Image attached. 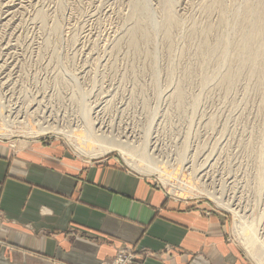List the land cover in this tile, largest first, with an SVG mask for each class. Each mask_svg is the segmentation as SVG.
I'll list each match as a JSON object with an SVG mask.
<instances>
[{
	"label": "rangeland",
	"instance_id": "1",
	"mask_svg": "<svg viewBox=\"0 0 264 264\" xmlns=\"http://www.w3.org/2000/svg\"><path fill=\"white\" fill-rule=\"evenodd\" d=\"M263 51L264 0H0V141L65 145L79 157L63 134L28 132L48 124L78 135L95 119L96 138L123 142L168 182L116 150L96 161L222 216L227 241L255 264L250 254L264 260ZM3 221L0 210V231ZM120 253L124 264L139 255L122 244L104 264Z\"/></svg>",
	"mask_w": 264,
	"mask_h": 264
},
{
	"label": "crops",
	"instance_id": "2",
	"mask_svg": "<svg viewBox=\"0 0 264 264\" xmlns=\"http://www.w3.org/2000/svg\"><path fill=\"white\" fill-rule=\"evenodd\" d=\"M79 155L0 141V239L10 245L0 264H104L122 244L136 247L135 264H247L222 216L167 198L111 160Z\"/></svg>",
	"mask_w": 264,
	"mask_h": 264
},
{
	"label": "bare ground",
	"instance_id": "3",
	"mask_svg": "<svg viewBox=\"0 0 264 264\" xmlns=\"http://www.w3.org/2000/svg\"><path fill=\"white\" fill-rule=\"evenodd\" d=\"M92 111H93V109H92ZM91 116H92V114H91ZM93 119H94V117H93ZM32 128H33V126H32ZM32 128L28 132V133H30L31 136H36V135L47 133V132H52V133H55L57 135L63 134L65 136V138L68 140V142H70L72 144V147L75 149V151H77L81 155H84L85 157L88 156L91 158L92 157L97 158V157H101V156H103V155H105L111 151L116 150V151L120 152L129 163L126 160L125 161L129 165H131L132 167L137 169V171L139 173L146 174V175H154V176L156 175L164 184H166L168 182L166 180V178H164V177H166V173L163 172L162 170H160V168L158 166H156L155 164H153L151 162H147L145 160L138 161L134 158H131L130 157L131 155H129L128 150L126 149V146L124 144H122L123 142H115L113 140H104V138H102V137L96 138V136H98L97 132L100 131L101 129L100 130L96 129V120L95 119L91 120V118H90V122H87L84 129L79 130L80 133L78 132V135H75L77 133V131H75V130L74 131H72V130L70 131L68 129L67 130H65V129L61 130L55 126H51L48 124L47 125L40 124V126L38 128H33L35 130H33ZM74 132H75V134H74ZM6 133H8V132H6ZM100 135H101V133H100ZM3 138L8 139V136H6L3 133V135L2 134L0 135V140ZM210 195L215 196L212 193H210ZM215 199L218 200L219 199L218 196H217V198L215 197ZM249 240H251V239H249ZM245 245L248 246L247 243ZM250 256L253 258V261L255 262V264H264V262H263L264 260H262V258L260 256H256L255 254H250Z\"/></svg>",
	"mask_w": 264,
	"mask_h": 264
},
{
	"label": "built area",
	"instance_id": "4",
	"mask_svg": "<svg viewBox=\"0 0 264 264\" xmlns=\"http://www.w3.org/2000/svg\"><path fill=\"white\" fill-rule=\"evenodd\" d=\"M122 255H124V254L120 253L117 255L115 264H117L118 262H119L118 264H124V262L122 260V258H123Z\"/></svg>",
	"mask_w": 264,
	"mask_h": 264
}]
</instances>
